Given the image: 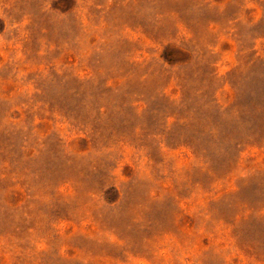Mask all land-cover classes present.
<instances>
[{
	"label": "rangeland",
	"instance_id": "obj_1",
	"mask_svg": "<svg viewBox=\"0 0 264 264\" xmlns=\"http://www.w3.org/2000/svg\"><path fill=\"white\" fill-rule=\"evenodd\" d=\"M0 264H264V0H0Z\"/></svg>",
	"mask_w": 264,
	"mask_h": 264
}]
</instances>
